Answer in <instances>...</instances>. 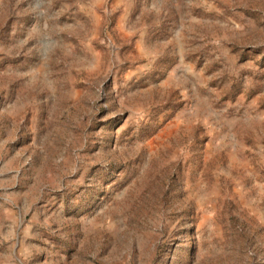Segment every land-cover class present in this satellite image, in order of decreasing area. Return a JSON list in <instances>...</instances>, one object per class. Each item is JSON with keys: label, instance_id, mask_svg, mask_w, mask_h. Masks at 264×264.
<instances>
[{"label": "rangeland", "instance_id": "1", "mask_svg": "<svg viewBox=\"0 0 264 264\" xmlns=\"http://www.w3.org/2000/svg\"><path fill=\"white\" fill-rule=\"evenodd\" d=\"M0 264H264V0H0Z\"/></svg>", "mask_w": 264, "mask_h": 264}]
</instances>
